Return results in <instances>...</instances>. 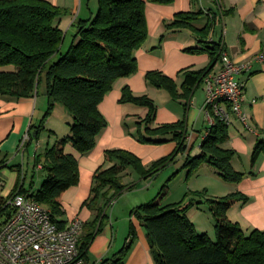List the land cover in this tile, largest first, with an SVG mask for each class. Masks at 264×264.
<instances>
[{
  "label": "trees",
  "instance_id": "1",
  "mask_svg": "<svg viewBox=\"0 0 264 264\" xmlns=\"http://www.w3.org/2000/svg\"><path fill=\"white\" fill-rule=\"evenodd\" d=\"M96 1L98 11L93 17L78 18L72 24L75 30L72 44L64 50L67 35L61 28V22L71 14L69 10L44 0H0V68L4 69L0 71V96L20 100L44 94L49 100L41 125L32 128L35 130L30 132L25 146L30 147L39 140L57 104L63 105L73 119L70 133L58 139L43 155L46 177L40 189L30 193L24 184L21 185L20 175L12 195L14 197L19 193L33 198L50 212L60 228L67 225L63 220L64 194L80 183L79 161L67 153V148L72 147L83 156L95 149L99 136L108 127L100 112V104L118 80L138 72L135 53L145 45L149 36L145 0ZM150 1L169 5L175 0ZM228 14L223 12L225 16ZM204 15L203 12L181 13L166 27L170 30L193 31L199 38L201 48L185 51L209 54L212 59L210 67L183 71L182 92L176 80L162 72L153 71L146 75L148 85L167 90L172 99L183 102L186 109L226 52L222 43L210 42L222 14L208 13L206 27L198 30L193 24ZM120 103L149 110L146 118L137 123L138 132L134 137L138 142L158 145L172 140L177 143V148L170 156L153 162L148 168L129 151L110 150L105 153L104 162L94 175L90 197L83 204L95 216L93 222L84 226V232L87 230L88 233L80 240L81 257L84 260L91 242L110 220V207L134 187L124 182L128 170L135 169L147 180L157 176L172 165L177 157L191 150L186 117L177 123L155 127L157 106L154 101L147 96H136L128 87L123 89ZM209 130L201 145V155L186 162L190 176L208 163L226 183L240 184L247 174L234 168L232 161L236 152L222 147L230 140L229 126L217 120ZM262 155L264 140L258 141L255 146L252 169ZM38 164L37 160L36 166ZM166 195L132 211L148 234L156 264H264V231L256 229L246 233L240 224L228 217L237 203L249 202L247 196L234 193L208 200L209 210L216 223V240L213 241L208 234H199L188 216L192 208L200 207L203 202H191L186 206L183 200L164 205ZM198 195L204 196V193ZM130 232L129 243L102 264H125L137 237L133 225Z\"/></svg>",
  "mask_w": 264,
  "mask_h": 264
},
{
  "label": "crops",
  "instance_id": "2",
  "mask_svg": "<svg viewBox=\"0 0 264 264\" xmlns=\"http://www.w3.org/2000/svg\"><path fill=\"white\" fill-rule=\"evenodd\" d=\"M44 1L69 10L71 14L61 22L62 30L67 32L74 30L72 24L78 18L89 19L98 11L96 0ZM145 1L149 36L145 45L135 53L138 72L118 80L100 104V112L108 127L99 136L95 149L83 156L74 148H67V153L78 159L80 168L79 185L69 189L63 197V220L67 224L77 217H80L85 225L93 222L94 213L83 204L90 197L94 175L103 164L107 151H129L138 156L148 168L153 162L170 156L176 150L177 143L172 140L158 145L138 142L134 137L136 129L132 126L140 107L121 104L120 100L126 87L138 97L147 96L155 100L156 88L148 85L146 81L149 72H162L173 78L182 92L183 71L210 67L212 59L209 54H192L185 51L189 48H201L199 38L193 31L170 30L166 27L175 21L178 14L203 12L204 17L193 24L198 30L206 27L208 13L222 14L211 37L225 45L226 53L237 64L254 60L264 54V0H175L169 5ZM223 12L229 14L225 16ZM221 67L220 59L213 70L219 71ZM2 70L4 69L0 68V71ZM240 79L246 84L242 106L249 117L252 130H248L240 119L233 115L229 125L230 140L222 147L236 152L233 166L236 171L246 173L247 176L240 184H229L220 178L210 164L205 163L199 170L196 181H201L202 188H206L214 198H224L234 193L247 196L249 202L237 203L228 213V217L232 222L240 224L246 233H250L256 229L264 231V155L259 158L254 169L251 163L257 142L264 140V63H255L253 70L242 75ZM196 94L187 109L183 102L174 101L168 96L164 105L158 109L154 126L177 123L186 117L189 146L201 154L200 144L209 124L204 114L205 92L200 101L196 99ZM48 105L49 100L44 94L20 100L0 96V199L12 197L20 175V183L24 184L26 190L30 193L38 191L46 174L37 168L36 161L40 162L49 147L70 133L72 116L63 105L57 104L53 114L46 121L45 130L39 140L30 147L25 146L29 139L26 143L24 141L30 132L35 130L32 128L41 125ZM139 176L141 177L139 172L130 169L124 182L131 185ZM127 193L108 210L110 220L86 251L87 264H102L116 256L129 243L132 225L136 229L137 237L125 264H156L148 234L140 221L132 215L136 207L146 203ZM204 205L191 209L188 216L198 232L210 234L213 238L216 223L209 212L203 211ZM86 231L82 237L87 235Z\"/></svg>",
  "mask_w": 264,
  "mask_h": 264
},
{
  "label": "built area",
  "instance_id": "3",
  "mask_svg": "<svg viewBox=\"0 0 264 264\" xmlns=\"http://www.w3.org/2000/svg\"><path fill=\"white\" fill-rule=\"evenodd\" d=\"M210 42L215 40L211 37ZM255 63H264V54L237 64L225 52L221 69L212 70L205 78L204 114L209 128L204 139L217 120L231 125L233 115L252 130L242 106L246 84L240 77L250 73ZM44 165L43 157L37 168L43 170ZM1 218L0 264H87L81 257L80 240L85 223L80 217L60 228L46 208L33 198L17 193L12 198L0 199Z\"/></svg>",
  "mask_w": 264,
  "mask_h": 264
},
{
  "label": "rangeland",
  "instance_id": "4",
  "mask_svg": "<svg viewBox=\"0 0 264 264\" xmlns=\"http://www.w3.org/2000/svg\"><path fill=\"white\" fill-rule=\"evenodd\" d=\"M64 32L66 33V35L68 33L66 42L64 45V50H67L72 44V40L74 36L73 32H75V30L73 31L71 30L68 32L64 31ZM155 91L157 92L156 95L154 96L155 100H152L151 98L150 99L154 101L155 105L157 106V113H158V109L162 107V105H164L168 96H171V95L165 89L156 88ZM203 96H204V92H203V88L201 87L197 91V94L195 97L196 99L198 98V100L200 101L203 98ZM138 107H140L139 109L140 111L138 112V116H135V122L132 126V127H135L136 129L135 134H137L138 132L137 123L140 122L141 119L146 118V116L149 113L148 108L141 107V106H138ZM157 113H156V116H157ZM139 117H142V118H139ZM201 145L202 143L200 144V148H201ZM200 155H201L200 152H198L196 149L194 150V148L193 149L191 148V150L187 154H182L179 157H177L176 161L172 165H170L164 171L159 173L157 176L152 177L147 180L139 176V179L133 180L134 187L127 194H130V196L134 198L138 197L144 203H153V202H156L157 200H160L161 197H163V195L167 193V195L163 199L164 205L179 203L183 200H185L184 205H186L187 203H188L187 205H189L191 202H194V203L203 202L205 204V205L203 204L204 205L203 211L205 210L209 212L210 215H212L209 210L208 200L215 199L214 196H212L206 188H202L201 181H196L197 174L199 171L190 176V170L186 166V162L190 158L191 159L196 158ZM166 186L168 188L164 189ZM190 187L192 188L187 190ZM199 193H204V196L199 197L198 195ZM2 222H3V218L0 219V223ZM215 226H214L213 238L209 234V236L213 239V241L216 240ZM199 234H205V233L199 232Z\"/></svg>",
  "mask_w": 264,
  "mask_h": 264
}]
</instances>
